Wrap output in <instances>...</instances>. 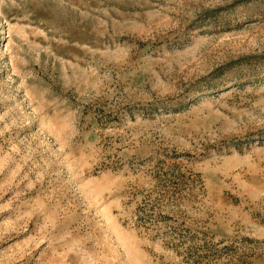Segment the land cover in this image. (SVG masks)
<instances>
[{"label":"rangeland","instance_id":"rangeland-1","mask_svg":"<svg viewBox=\"0 0 264 264\" xmlns=\"http://www.w3.org/2000/svg\"><path fill=\"white\" fill-rule=\"evenodd\" d=\"M0 264H264V0H0Z\"/></svg>","mask_w":264,"mask_h":264}]
</instances>
